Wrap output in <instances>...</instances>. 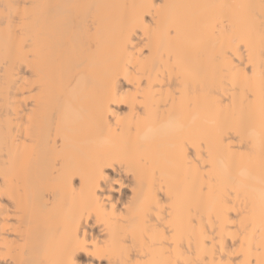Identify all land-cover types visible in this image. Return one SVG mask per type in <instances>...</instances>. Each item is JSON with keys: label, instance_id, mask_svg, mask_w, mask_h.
<instances>
[{"label": "bare ground", "instance_id": "bare-ground-1", "mask_svg": "<svg viewBox=\"0 0 264 264\" xmlns=\"http://www.w3.org/2000/svg\"><path fill=\"white\" fill-rule=\"evenodd\" d=\"M0 264H264V0H0Z\"/></svg>", "mask_w": 264, "mask_h": 264}]
</instances>
